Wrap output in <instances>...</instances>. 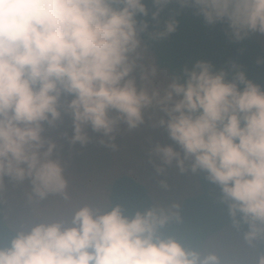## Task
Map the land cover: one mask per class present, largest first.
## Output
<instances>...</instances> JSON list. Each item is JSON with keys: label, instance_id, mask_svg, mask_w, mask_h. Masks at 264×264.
Here are the masks:
<instances>
[{"label": "clouds", "instance_id": "9594fccd", "mask_svg": "<svg viewBox=\"0 0 264 264\" xmlns=\"http://www.w3.org/2000/svg\"><path fill=\"white\" fill-rule=\"evenodd\" d=\"M179 2L210 25L226 24L237 41L264 34V0ZM147 15L143 0H0V189L8 177L15 186L27 183L39 200L67 199L64 168L52 158L56 145L43 135L61 110L72 117V142L83 144L85 128L111 140L121 124L137 129L144 110L156 107L164 114L158 126L178 148L157 144L162 164L203 172L219 187L233 224L248 225L250 242L264 235V87L242 71L228 78L197 61L163 94L138 88L130 74L147 23L137 17ZM175 23L167 22L166 32ZM174 216L159 205L130 213L120 204L83 206L68 224L18 231L0 248V264H218L214 254L201 257L160 234Z\"/></svg>", "mask_w": 264, "mask_h": 264}, {"label": "rangeland", "instance_id": "374dc122", "mask_svg": "<svg viewBox=\"0 0 264 264\" xmlns=\"http://www.w3.org/2000/svg\"><path fill=\"white\" fill-rule=\"evenodd\" d=\"M252 39L264 53V34L252 33ZM138 52L140 58L131 77L138 88L143 87L149 93L155 89L163 94L171 82L167 70L156 67L153 55L145 49L142 41ZM163 115L156 107L145 109L143 124L131 131L121 124L111 140L103 133L85 128L89 139L82 144L72 142L75 134L72 117L61 110V119L54 126L45 124L43 135L56 145L52 158L59 159L64 168L68 181L67 199L49 195L39 200L31 194L27 183L15 186L5 177L4 187L0 189V205L6 225L17 233L28 231L39 223L62 221L68 224L74 212L83 206L94 211H106L109 190L122 176L141 183L154 205L177 211L186 198L199 194L201 188L198 171L186 169L181 172L175 161L171 165H163L154 152L157 144H171L177 148L166 130L158 126V119ZM161 167L163 171H158ZM199 253L201 257L214 254L218 264H258L261 256L257 238L250 242L245 240L244 233L237 231L231 223L209 235Z\"/></svg>", "mask_w": 264, "mask_h": 264}, {"label": "trees", "instance_id": "16d2710c", "mask_svg": "<svg viewBox=\"0 0 264 264\" xmlns=\"http://www.w3.org/2000/svg\"><path fill=\"white\" fill-rule=\"evenodd\" d=\"M143 3L148 15L138 16L137 19L144 20L147 28L139 33V39L153 55L156 67L167 70L170 80L183 78L186 68L191 69L197 61H205L213 71L224 70L228 78L236 71H242L246 79L264 87V53L252 39V33L237 41L230 35L226 24L206 23L193 7L182 6L179 0H169L163 5H155L152 0H143ZM158 8V15L153 19L152 13ZM171 20L176 22L175 29L166 32V24ZM233 65L236 67L233 68ZM198 182L201 192L186 198L181 207L173 211L179 218L174 216L160 234L164 237L172 235L185 248L199 252L209 235L233 222L227 204L220 199L219 187L208 181L199 170ZM146 191L138 181L122 176L115 180L109 190L106 210L120 204L129 213L142 211L154 205ZM234 227L244 234L249 230L246 223ZM15 234L6 225L0 205V248L7 247ZM256 238L259 254L264 255V235H257Z\"/></svg>", "mask_w": 264, "mask_h": 264}]
</instances>
